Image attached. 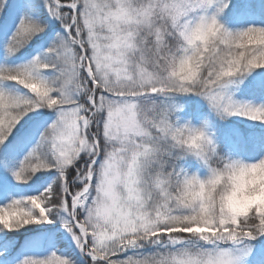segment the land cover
<instances>
[{"label":"snow or ice","instance_id":"6c2138e0","mask_svg":"<svg viewBox=\"0 0 264 264\" xmlns=\"http://www.w3.org/2000/svg\"><path fill=\"white\" fill-rule=\"evenodd\" d=\"M0 264H264V0H0Z\"/></svg>","mask_w":264,"mask_h":264},{"label":"trees","instance_id":"16d2710c","mask_svg":"<svg viewBox=\"0 0 264 264\" xmlns=\"http://www.w3.org/2000/svg\"><path fill=\"white\" fill-rule=\"evenodd\" d=\"M233 120H234V125L235 126H238V127H244L245 126L243 123H240L239 118H233ZM246 123L247 124H251L250 121L249 122H246Z\"/></svg>","mask_w":264,"mask_h":264},{"label":"rangeland","instance_id":"374dc122","mask_svg":"<svg viewBox=\"0 0 264 264\" xmlns=\"http://www.w3.org/2000/svg\"><path fill=\"white\" fill-rule=\"evenodd\" d=\"M251 123H253V122H251Z\"/></svg>","mask_w":264,"mask_h":264}]
</instances>
